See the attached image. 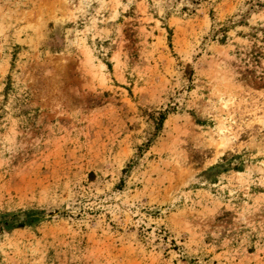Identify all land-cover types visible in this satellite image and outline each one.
Returning a JSON list of instances; mask_svg holds the SVG:
<instances>
[{
    "label": "rangeland",
    "instance_id": "obj_1",
    "mask_svg": "<svg viewBox=\"0 0 264 264\" xmlns=\"http://www.w3.org/2000/svg\"><path fill=\"white\" fill-rule=\"evenodd\" d=\"M0 264H264V0H0Z\"/></svg>",
    "mask_w": 264,
    "mask_h": 264
}]
</instances>
